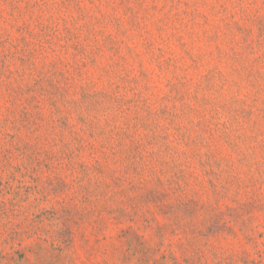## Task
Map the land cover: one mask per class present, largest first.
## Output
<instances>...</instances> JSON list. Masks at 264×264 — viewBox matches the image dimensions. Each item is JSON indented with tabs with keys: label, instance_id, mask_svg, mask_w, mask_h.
<instances>
[{
	"label": "rangeland",
	"instance_id": "obj_1",
	"mask_svg": "<svg viewBox=\"0 0 264 264\" xmlns=\"http://www.w3.org/2000/svg\"><path fill=\"white\" fill-rule=\"evenodd\" d=\"M0 264H264V0H0Z\"/></svg>",
	"mask_w": 264,
	"mask_h": 264
}]
</instances>
